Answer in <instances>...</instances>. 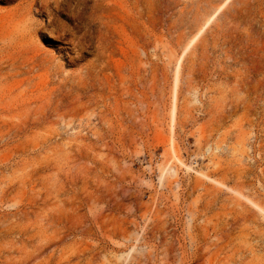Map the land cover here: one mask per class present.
<instances>
[{"label":"rangeland","instance_id":"rangeland-1","mask_svg":"<svg viewBox=\"0 0 264 264\" xmlns=\"http://www.w3.org/2000/svg\"><path fill=\"white\" fill-rule=\"evenodd\" d=\"M0 264H264V0H0Z\"/></svg>","mask_w":264,"mask_h":264},{"label":"bare ground","instance_id":"bare-ground-1","mask_svg":"<svg viewBox=\"0 0 264 264\" xmlns=\"http://www.w3.org/2000/svg\"><path fill=\"white\" fill-rule=\"evenodd\" d=\"M170 170L174 171L173 168H171ZM175 172H176V171H175ZM175 172H173V173H175ZM171 173H172V172H171Z\"/></svg>","mask_w":264,"mask_h":264}]
</instances>
